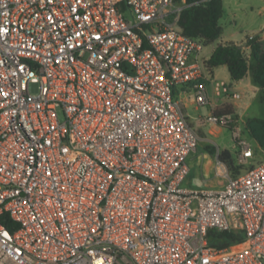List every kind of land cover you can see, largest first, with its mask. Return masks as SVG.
I'll return each instance as SVG.
<instances>
[{"label":"built area","instance_id":"1","mask_svg":"<svg viewBox=\"0 0 264 264\" xmlns=\"http://www.w3.org/2000/svg\"><path fill=\"white\" fill-rule=\"evenodd\" d=\"M186 6L0 0V216L17 223L0 222V264H264V153L217 190L182 184L201 137L181 94L230 130L237 164L255 156L216 112Z\"/></svg>","mask_w":264,"mask_h":264},{"label":"rangeland","instance_id":"2","mask_svg":"<svg viewBox=\"0 0 264 264\" xmlns=\"http://www.w3.org/2000/svg\"><path fill=\"white\" fill-rule=\"evenodd\" d=\"M222 4L223 15L219 19V24L222 27V34L214 42L205 45L203 49V55L206 57H209L215 45L221 42H236L243 45L249 36H253L254 34L258 33L262 38H264V0H222ZM243 51L245 55L249 54V49L247 47H244ZM247 76L248 77L242 81L234 83L230 79L227 67L225 65H219L215 67L212 72H208L207 80V88L210 98L212 102L216 101V103L219 104L225 99V93L222 91V89L220 90L219 95L215 93V82H223L227 86H230L232 83V91L239 93L240 97L231 99L227 98L228 101L224 104H228L231 101L234 109L233 115L236 116L241 126H243V123L248 119L255 118L264 120V101L260 99V89L252 82L249 75ZM37 89V84L33 82L31 84V90L35 92ZM229 92L230 91H228V93ZM178 97L183 98L184 96L181 94ZM210 111L211 109L209 105H187V112L189 115H200L203 120L210 113ZM191 123L201 137H204L206 134V137L208 138L207 141L198 143V149L202 152L204 146L207 144V149L211 150L210 153L213 152L210 155L213 159V164L210 166L208 177L214 181L217 179L215 173L216 168H214V166H216V150L218 149L220 151L227 149L232 151V154H235L236 148L233 144L231 132L226 127H219L206 121H204V124L207 129L211 130L210 132L206 131L204 127L200 126L201 122L197 123L196 121L192 120ZM246 138L251 143L255 151V156L246 160V162L243 164H237L236 160L233 158L235 164L240 166L238 169V174L242 173L251 165L255 164L259 157L264 153V148L256 146L252 137L247 135ZM233 156L235 157V155ZM219 166L221 167V162L218 161L217 168ZM230 176L233 175L226 168V170H223V174L221 173L219 177L225 181L226 178Z\"/></svg>","mask_w":264,"mask_h":264},{"label":"trees","instance_id":"3","mask_svg":"<svg viewBox=\"0 0 264 264\" xmlns=\"http://www.w3.org/2000/svg\"><path fill=\"white\" fill-rule=\"evenodd\" d=\"M187 6L181 11L178 25L182 32L189 36L201 38L205 44L218 39L222 34L219 19L223 15L222 0H186ZM249 49L245 55L243 48ZM205 65L210 70L219 65H225L232 82L250 75L252 82L260 89V99L264 101V38L260 34L249 36L243 45L236 42H221L215 45L212 53L205 59ZM219 113L234 112L231 103L223 104L217 109ZM248 136L264 146V120L248 119L242 126ZM219 162L226 165L233 176L238 175L240 166L236 165L229 150H220L217 156ZM0 222L11 231L17 228L7 214L0 216ZM213 238L211 245L225 246L241 239V233L236 231H210Z\"/></svg>","mask_w":264,"mask_h":264},{"label":"crops","instance_id":"4","mask_svg":"<svg viewBox=\"0 0 264 264\" xmlns=\"http://www.w3.org/2000/svg\"><path fill=\"white\" fill-rule=\"evenodd\" d=\"M247 75H249V74H247ZM247 75L243 79L247 78L248 77ZM249 77H250V75H249ZM243 79L237 81L236 83L242 81ZM231 85H232V83H231ZM231 85H230V88L233 89V86H231ZM182 95L184 96L182 98V100L186 106V112H187V105L188 104H194L193 100H192V96L189 93L182 94ZM227 101H228L227 99H224L220 104L216 103V101H214L213 103H214V105L219 107V106L223 105L224 103H227ZM230 103H231V101H230ZM187 115H188V120L190 123L192 120L196 121L197 123L201 122L200 126L204 127L206 129V131H209V132L211 131L210 129L206 128V126L204 124L205 120H203V118L200 115H196V114L195 115H189L188 112H187ZM245 135L247 136V133H245ZM207 139L208 138L206 137V134H205L204 137H201V140L199 142L207 141ZM254 141H255L256 146H260V147L264 148V146H261L255 139H254ZM233 144H234V142H233ZM234 146H235V144H234ZM207 148H208V145L206 144L203 148V151L201 152V151H199L198 146H197L196 150L191 152L187 156V164H188L189 170H188V173H187L184 181L182 182L183 186L190 188V189L204 188V189L217 190L224 185L226 180L223 181L222 179H220L219 176L221 173L223 174V170H226L227 167L225 164L221 163V167L219 166L217 168L218 159H217L216 154H217V151L219 152L218 149L216 150V153H215V157H216V161H215L216 164L215 165L216 166H214V168H216L215 173H216L217 179H215L216 181L215 180L213 181V179H209V177H208L210 166H212V164H213V159L210 156L213 152L210 153L211 150H209ZM235 148H236V146H235ZM230 153H231L232 158H234L236 160L237 148L235 149V154H232V151H230ZM233 155H235V157Z\"/></svg>","mask_w":264,"mask_h":264}]
</instances>
